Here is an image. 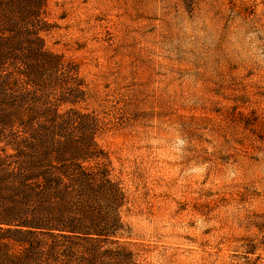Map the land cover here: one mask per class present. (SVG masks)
Returning a JSON list of instances; mask_svg holds the SVG:
<instances>
[{
    "label": "rangeland",
    "instance_id": "obj_1",
    "mask_svg": "<svg viewBox=\"0 0 264 264\" xmlns=\"http://www.w3.org/2000/svg\"><path fill=\"white\" fill-rule=\"evenodd\" d=\"M44 19L103 121L135 264H264V0H47Z\"/></svg>",
    "mask_w": 264,
    "mask_h": 264
},
{
    "label": "trees",
    "instance_id": "obj_2",
    "mask_svg": "<svg viewBox=\"0 0 264 264\" xmlns=\"http://www.w3.org/2000/svg\"><path fill=\"white\" fill-rule=\"evenodd\" d=\"M46 5L0 0V264H135L103 121L76 106L77 65L45 45Z\"/></svg>",
    "mask_w": 264,
    "mask_h": 264
}]
</instances>
